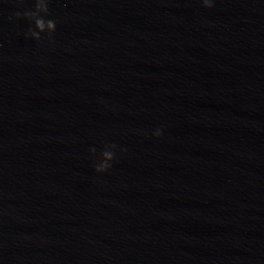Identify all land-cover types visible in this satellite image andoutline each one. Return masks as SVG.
<instances>
[{"label": "water", "instance_id": "water-1", "mask_svg": "<svg viewBox=\"0 0 264 264\" xmlns=\"http://www.w3.org/2000/svg\"><path fill=\"white\" fill-rule=\"evenodd\" d=\"M211 2L0 0V264H264V0Z\"/></svg>", "mask_w": 264, "mask_h": 264}, {"label": "clouds", "instance_id": "clouds-1", "mask_svg": "<svg viewBox=\"0 0 264 264\" xmlns=\"http://www.w3.org/2000/svg\"><path fill=\"white\" fill-rule=\"evenodd\" d=\"M48 0H35V7L34 10H25L23 13L21 12H16L15 15L17 17H20L21 15L24 17H27L29 19H34V25L35 29H40L41 31L44 29L45 25L47 26V29L49 30V34L53 33L55 31L56 27V22L52 19L45 20L43 17L39 16L40 12H43L45 15L48 14L49 9L47 7ZM203 5L205 7H212V2L211 0H203ZM31 32V36L35 39L40 38V34L36 30L29 29ZM161 134L160 130L157 129L154 135L159 136ZM113 148H115V145H112ZM90 151L94 152L95 149H91ZM104 155L107 157L108 160H113L114 158V153L113 152H106ZM111 167L110 163H104L102 165H96V171L97 172H103L107 170L108 168Z\"/></svg>", "mask_w": 264, "mask_h": 264}]
</instances>
